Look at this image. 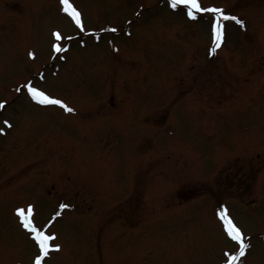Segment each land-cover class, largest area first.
I'll list each match as a JSON object with an SVG mask.
<instances>
[{
	"label": "rangeland",
	"instance_id": "374dc122",
	"mask_svg": "<svg viewBox=\"0 0 264 264\" xmlns=\"http://www.w3.org/2000/svg\"><path fill=\"white\" fill-rule=\"evenodd\" d=\"M58 1L0 0V264L39 251L16 209L33 204L42 229L61 203L47 264H226L239 245L221 208L250 244L236 264H264V0H200L247 24L224 22L213 60L209 13L69 0L81 32ZM26 83L73 113L35 103Z\"/></svg>",
	"mask_w": 264,
	"mask_h": 264
},
{
	"label": "snow or ice",
	"instance_id": "6c2138e0",
	"mask_svg": "<svg viewBox=\"0 0 264 264\" xmlns=\"http://www.w3.org/2000/svg\"><path fill=\"white\" fill-rule=\"evenodd\" d=\"M60 3L63 5V11L67 13L72 20H74L77 28L80 29L81 32L84 31L83 21L81 18V13L73 7L69 0H60ZM183 5L184 8L187 9V17L191 20L197 19V13H209L212 16V23H211V35L213 41V47L210 49L212 53H215L216 50L221 46L224 36H225V24L226 21H233L237 25L244 27V21L239 19L238 17L230 14H225L221 8L209 6V7H202L200 0H170V7L173 10L179 8V6ZM112 31H116L115 28ZM52 35L55 37L57 41L61 40L60 32L56 31L53 32ZM70 39V38H69ZM53 51L56 53H61L66 51L60 43H54L52 45ZM29 56H34L33 53H29ZM27 93L31 96V99L36 101L38 104L41 105H54L59 106L66 112H73L74 109L70 108L67 104L64 103L61 99L54 98L49 96L46 92L33 87L31 83H26L25 86ZM20 91V89H17ZM5 106V102L0 101V109H3ZM4 125L9 126L7 120L3 121ZM2 131V129H0ZM68 205L60 204V209L67 208ZM16 214L20 219V222L24 229H26L29 233L32 234V239L35 241L36 245L38 246V254L34 258V264H42L45 257L49 256L50 251H59L60 245L59 244H52L51 241L55 240L54 235L46 234L45 231L38 229L31 219L33 215V206L29 205L27 209L24 208H17ZM61 215L60 211H57L53 216V220L56 217ZM218 216L220 220L223 222V231L226 235L232 240L235 241L239 245V251L236 254H231L225 252V257L228 258L226 264H236L237 260L240 257L245 255L246 249L250 247V244L246 243L241 232V229L233 222V220L229 217L227 209L221 208L218 212Z\"/></svg>",
	"mask_w": 264,
	"mask_h": 264
}]
</instances>
